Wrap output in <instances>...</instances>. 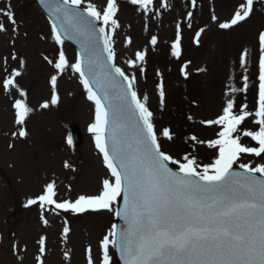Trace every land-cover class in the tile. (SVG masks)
I'll use <instances>...</instances> for the list:
<instances>
[{
    "label": "snow or ice",
    "instance_id": "snow-or-ice-1",
    "mask_svg": "<svg viewBox=\"0 0 264 264\" xmlns=\"http://www.w3.org/2000/svg\"><path fill=\"white\" fill-rule=\"evenodd\" d=\"M39 2L51 18V36L59 46L55 58L44 56L54 72L49 77L50 98L40 103L39 108L47 110L58 106L61 102L58 80L69 70L79 74L86 99L94 106L93 119L87 130L92 134L107 175L100 181L95 194H79L75 199H58L56 180L52 179L24 206H37L39 219L45 227L49 226L46 213L60 216L61 213L107 212L119 218L123 223H113L99 240V264H113L117 254L122 264H264V31L258 34L255 110L246 102L237 103L235 95H246L250 89V78L244 74L249 52L244 49L238 57L239 67L244 70L242 85L236 87L229 83L217 116L200 121L202 125L215 126L214 138L202 140L195 135L189 138L193 148L204 145L213 150L209 161L201 163L192 152L180 157L172 155L160 142L161 137L173 141V133L167 127L156 128L148 96L141 97L135 87L138 82L136 71L140 76L145 73L146 51L138 50L133 59L125 61L129 69L134 70L130 75L116 64L113 36L121 27L116 18L118 0H105L102 8L92 0ZM128 2L144 13L145 20L149 18V12L159 14L152 8L154 0ZM159 2L161 8L168 9L166 0ZM254 2L243 0L231 19L219 22L218 27L231 29L246 21L254 12ZM190 3L195 8L197 0H190ZM0 16L6 20L0 22V33H7L10 25L12 33L16 34L19 24L11 0L0 7ZM192 16L193 12L188 11L185 19L190 21ZM211 19L218 21L215 15ZM187 26L191 28L192 24ZM203 31L201 28L195 33L196 44L200 43ZM181 32L182 24L178 21L171 44V54L177 60L182 55ZM65 39L80 46L74 62L63 50ZM149 43L155 48L158 37L151 36ZM131 44L132 39L126 37L125 46ZM10 55L12 60H18L19 68L12 69L0 81V88L6 94L15 89L21 97L12 104L14 123L18 126L12 136L26 139L30 135L27 120L34 109L29 106L28 94L17 80L26 61L18 58L15 52ZM3 59L7 72L8 57ZM189 63L180 67V74L185 79L190 75L187 71ZM156 88L163 109L165 88L162 80ZM249 118L258 128L241 127ZM244 137L250 138V142H244ZM66 143L73 144L70 134ZM245 157L259 158V162H244ZM63 168L78 171L67 160L63 162ZM68 191H71L70 185ZM64 224L62 238L67 239L70 228L66 219ZM46 240L43 235L37 240V264H44ZM13 247L18 248V245ZM86 254L87 264H97L91 246L86 249Z\"/></svg>",
    "mask_w": 264,
    "mask_h": 264
},
{
    "label": "rangeland",
    "instance_id": "rangeland-1",
    "mask_svg": "<svg viewBox=\"0 0 264 264\" xmlns=\"http://www.w3.org/2000/svg\"><path fill=\"white\" fill-rule=\"evenodd\" d=\"M92 2L102 8L105 0ZM166 2L169 5L167 10L160 7L159 0H154L152 8L159 14L149 12V18L145 20L144 13L136 10L137 6L131 5L128 0H118L116 18L121 27L116 29L113 36L116 64L130 75L134 70L129 69L125 61L133 59L138 50L146 51L145 73L140 76L136 71L138 82L135 87L141 97L145 94L148 96L156 128H169L174 138L183 140L192 149L188 152L196 155L199 162L207 163L212 157L210 153L202 151L204 145L193 148L189 138L192 135L202 140L205 137L214 138L217 131L215 126L208 127L200 121L217 116L229 83L236 87L242 85L244 70L239 67L238 57L244 49L249 52V46L251 52L244 74L250 78V89L246 95H235L237 103L246 102L250 109L255 110V102H248L258 85V34L264 31V0H255L253 14L231 29H220L218 23L231 19L243 0H197L195 8L191 7L190 0ZM5 3L7 0H0V7ZM11 5L19 28L13 34L9 25L7 33H0V81L12 69L19 68L18 60H12L10 55L15 52L18 58L26 61L25 67L20 69L22 75L17 80L27 92L28 104L34 112L27 120L29 137L13 138L12 133L17 131L18 126L14 123L12 104L21 97L15 89L11 94H6L0 88V264H37V240L42 235L47 237V251L42 259L48 263L85 264L86 249L91 246L93 259L99 264L98 243L113 224L114 216L107 212H91L75 220L77 218L71 213H61L60 216L46 213L49 226L45 227L39 219V208L24 206L28 199L39 194L42 186L52 179L56 180L58 199H75L79 194H95L107 171L94 147L92 134L87 130L93 119L94 106L86 99L77 73L69 70L58 80L61 97L58 106L47 110L39 108L40 103L50 98L49 77L54 72L44 56L55 58L59 46L51 36L50 24L33 0H11ZM188 11L193 12L190 21L185 19ZM212 15L218 17L217 22L212 21ZM178 21L182 24V55L179 60L171 54ZM0 22H6L5 18L0 16ZM188 23L192 24L191 28L187 26ZM201 28L204 31L200 35V43L196 44L195 33ZM153 35L158 37L155 48L149 43ZM126 37L132 39L129 46H125ZM63 50L67 58L74 62L73 49L64 43ZM4 57H8L7 72L4 70ZM189 61L187 71L190 75L185 79L180 74V67ZM200 68L206 71H197ZM161 80L165 88L163 109L156 88ZM181 118L187 121L184 128L179 121ZM72 126H76L83 134L82 144L78 148L66 143ZM160 142L164 150L174 156L180 157L187 153L174 139L168 141L161 137ZM65 160L78 171L64 169ZM249 161L259 162V158L244 160ZM65 219L70 223L67 224L70 228L67 239L62 238ZM14 245H18V248H14ZM49 250L50 258H47Z\"/></svg>",
    "mask_w": 264,
    "mask_h": 264
},
{
    "label": "water",
    "instance_id": "water-1",
    "mask_svg": "<svg viewBox=\"0 0 264 264\" xmlns=\"http://www.w3.org/2000/svg\"><path fill=\"white\" fill-rule=\"evenodd\" d=\"M37 2H38V4L40 5V7L45 11V13L48 15V17L50 18L48 12H47V11L45 10V8L40 4L39 0H37ZM50 19H51V18H50ZM65 40L71 42V43L76 47V49H77L78 52L80 51V46H79V44H78L77 42H75V41H73V40H68V39H65ZM118 223H119V224H122L123 222H122L121 220H119V218H118ZM118 258H119V256H118ZM119 261H120V259H119ZM120 263L122 264L121 261H120Z\"/></svg>",
    "mask_w": 264,
    "mask_h": 264
}]
</instances>
